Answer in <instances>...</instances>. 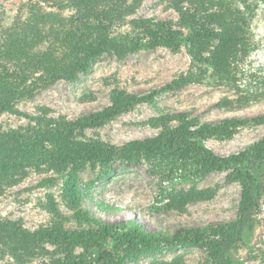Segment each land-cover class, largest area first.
Masks as SVG:
<instances>
[{"label": "trees", "instance_id": "obj_1", "mask_svg": "<svg viewBox=\"0 0 264 264\" xmlns=\"http://www.w3.org/2000/svg\"><path fill=\"white\" fill-rule=\"evenodd\" d=\"M142 2L26 0L10 25L3 26L0 20V113L11 114H20L16 105L31 99L41 89L58 81L75 82L104 55L123 59L141 50L157 48L175 53L181 47L180 29L189 31L188 69L161 90L136 95L115 88L109 94L110 105L101 111L68 121L64 117L47 118L48 110L42 108L43 116L29 118L34 124L0 133V195L5 187L22 181L28 175L26 169L45 167V171L61 173L70 167L65 181L71 199L69 207L74 209L73 217L78 223L89 226L88 230L70 232L53 226L29 233L20 223L0 217V247L13 257L21 250L34 252L46 239L67 252L65 263L54 261L52 264H86L77 261L71 253L76 247L91 253L94 244L99 252L96 264H123L122 254L126 259L161 250H158L162 240L159 233L134 220L105 223L79 207L77 177L72 171L86 162L100 165L97 181L111 175L112 164L117 160L128 164L143 160L150 166V172L160 173L166 179L179 175L187 180L211 171L238 168L229 178L241 184L239 221L187 229L164 241L169 251L178 247L203 249L210 264H224V234L237 228L258 206L264 191V138L245 151L227 157L215 155L205 147L204 141L227 140L239 127L262 125L264 114L248 120L201 123L190 119L187 113H161L152 120L154 126L162 127L153 138L122 147L85 138L86 128L103 126L138 104H149L160 111L155 102L160 92L190 84L224 87L232 92L235 99L222 100L223 106L226 103L246 105L264 99V63L254 65L251 59L259 46L252 29L258 7L264 6V0H172L171 5L178 14L175 23L135 18ZM66 11L70 15L65 16ZM78 137L84 140H77ZM204 194L187 192L179 205L175 195L165 207L181 209L183 203L202 199ZM54 212L57 215V210ZM106 238L123 249L120 256L114 257L105 249Z\"/></svg>", "mask_w": 264, "mask_h": 264}, {"label": "rangeland", "instance_id": "obj_2", "mask_svg": "<svg viewBox=\"0 0 264 264\" xmlns=\"http://www.w3.org/2000/svg\"><path fill=\"white\" fill-rule=\"evenodd\" d=\"M171 1L143 0L134 17L175 23L178 14ZM25 2L0 0V20L3 26L12 23ZM257 11L252 29L259 41L258 49L251 57L254 65L264 63V6L259 5ZM63 14L67 16L70 12ZM180 35L181 47L175 53L157 48L141 50L123 59L104 55L93 64L89 72L80 74L75 82L58 81L41 89L31 99L16 105L20 114L0 113V133L34 124L29 118L43 116L42 108L48 110L45 117H64L68 121L101 111L110 105L109 94L115 88L136 95L161 90L188 69L190 61L186 43L189 31L180 29ZM224 99L227 102L235 99V95L224 87L190 84L174 91H162L155 98L160 111L149 104H138L103 126L86 128L84 135L86 139L122 147L134 141L156 137L162 127L154 126L152 120L161 113H187L190 119H197L201 123L248 120L264 114V99L246 105L224 102L227 106H223ZM263 138L264 124L250 125L237 128L227 140L208 139L204 145L215 155L227 157L245 151ZM77 140L84 139L78 137ZM71 169L68 167L61 173L45 171V167L40 170L26 169L28 175L22 181L2 190L0 217L20 223L29 233L53 226L66 232L88 230L89 226L75 220L74 209L69 207L71 199L68 198L65 181ZM237 169L231 167L224 171H211L187 180L179 175L166 179L160 173L150 172V166L143 160L135 164L117 160L112 164L111 175L101 181L96 180L100 172L99 164L86 162L72 172L77 177L79 207L88 214L112 224L134 220L162 236L158 245L160 251L126 259L122 254L123 249L115 241L106 238L103 246L114 257L122 254L123 264H210L205 250L178 247L169 251L165 249L164 241L172 240L173 236L187 229L239 221L241 184L229 178L230 173ZM190 191L206 194L202 199L183 203L181 209L165 207L166 202L175 195L176 204H181L184 194ZM209 191H212L211 196ZM257 204L248 218L224 234V264H264V191ZM56 210L57 215L54 212ZM90 251L84 252L76 247L71 256L86 264H96L99 253L96 244ZM16 253V257H13L9 251L4 252L0 247V264H52L54 261H67L65 249L47 239L40 242L34 252L21 250Z\"/></svg>", "mask_w": 264, "mask_h": 264}]
</instances>
